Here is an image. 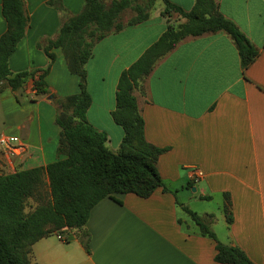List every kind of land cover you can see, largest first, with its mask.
<instances>
[{
    "label": "crops",
    "instance_id": "crops-1",
    "mask_svg": "<svg viewBox=\"0 0 264 264\" xmlns=\"http://www.w3.org/2000/svg\"><path fill=\"white\" fill-rule=\"evenodd\" d=\"M51 1L24 0L29 27L10 58L13 73L47 69L50 60L39 44L55 40L63 24L85 7V0H60L61 11ZM169 1L187 12L196 3ZM217 2L223 16L260 50L257 60L243 71L226 33L190 37L158 62L144 82L146 97L136 92L147 142L168 149L158 171L169 191L158 189L147 199L117 195L121 204L105 198L85 227L89 251L78 231L69 232L65 242L53 235L34 245V264H219L216 243L198 234L183 208L213 215L211 229L221 243L241 248L254 264H264V0ZM2 5L0 0V38L8 28ZM164 8L157 2L146 22L97 43L87 64L92 97L87 119L108 134L107 147L113 152L124 137L112 118L120 76L166 32ZM54 52L57 59L46 78L48 96H35L32 81L16 93L6 88L0 94V137H18L27 148L24 155L11 156L0 146V175L59 159L56 102L78 94L79 80L69 72L62 50ZM196 171L203 174L198 182L193 180ZM185 191H192L185 197L193 202L217 201L219 213L194 210L180 199ZM229 203L231 224L225 214Z\"/></svg>",
    "mask_w": 264,
    "mask_h": 264
},
{
    "label": "trees",
    "instance_id": "trees-1",
    "mask_svg": "<svg viewBox=\"0 0 264 264\" xmlns=\"http://www.w3.org/2000/svg\"><path fill=\"white\" fill-rule=\"evenodd\" d=\"M159 1L165 5L162 16L168 27L120 76L112 118L122 127L124 137L120 149L113 152L107 147L108 134L87 119L92 104L87 64L97 43L125 27L146 22ZM50 4L65 11L60 0H52ZM128 10L135 15L124 24L122 15ZM2 13L8 28L0 38V94L6 88L16 93L32 81L35 96H48L46 78L56 62L54 51L57 49L62 50L69 72L79 78V93L56 102V123L61 129L59 159L46 167L0 175V264H34L31 256L37 242L56 234L66 237L71 231L80 232V242L89 251L90 236L85 227L98 203L112 198L121 204L117 195L133 194L147 199L158 189L169 191L158 171L159 159L168 149L147 142L136 92L143 90V83L158 62L182 41L226 33L238 50L243 71L260 55V50L239 27L223 16L217 0H196L189 12L169 0H110L109 3L108 0H85L83 11L63 24L55 40L39 44L50 60L49 67L41 73H13L10 58L25 37L29 17L24 0H3ZM173 15L185 22L176 27L170 22ZM31 200L37 204L27 211ZM231 207V203L225 206L229 224L233 222ZM183 210L198 234L216 243L217 263L254 264L241 248L224 245L217 239L211 229L213 215L200 216L188 208Z\"/></svg>",
    "mask_w": 264,
    "mask_h": 264
},
{
    "label": "rangeland",
    "instance_id": "rangeland-1",
    "mask_svg": "<svg viewBox=\"0 0 264 264\" xmlns=\"http://www.w3.org/2000/svg\"><path fill=\"white\" fill-rule=\"evenodd\" d=\"M110 2V0H108V3ZM160 4V3H159ZM134 12L131 10L125 11L122 15V22L124 24H126L133 16H134ZM180 18V17H179ZM171 24L175 25L176 27H178L180 24H183L185 22V20L183 19H178L177 15H173L171 17ZM74 76V75H73ZM77 77V76H75ZM78 78V77H77ZM79 80V78H78ZM148 89H147V84L145 85V83H143V90H138L137 93L144 95V97H146V95L148 94ZM191 193H188V191H185V193L180 194V199H182L183 201H186V203H188L187 205L191 206L194 210L199 211V212H203V211H208L210 213H219V205L216 202H207V201H200L199 199L197 201L193 200H187V198L185 196H192V191H190ZM185 194V195H184ZM192 201V202H189ZM36 200H31L28 203V208L27 211L32 210L35 205H36ZM59 235V234H56ZM62 236V235H61ZM64 238V241H66L65 239H67V237L65 238V236H62ZM70 238V237H69Z\"/></svg>",
    "mask_w": 264,
    "mask_h": 264
},
{
    "label": "built area",
    "instance_id": "built-area-1",
    "mask_svg": "<svg viewBox=\"0 0 264 264\" xmlns=\"http://www.w3.org/2000/svg\"><path fill=\"white\" fill-rule=\"evenodd\" d=\"M0 146L5 149L11 156H21L26 153V146L20 138L2 135L0 137ZM203 177L202 172L196 171L193 176L194 182H198ZM58 239L65 242L61 235H57ZM66 240V239H65Z\"/></svg>",
    "mask_w": 264,
    "mask_h": 264
},
{
    "label": "water",
    "instance_id": "water-1",
    "mask_svg": "<svg viewBox=\"0 0 264 264\" xmlns=\"http://www.w3.org/2000/svg\"><path fill=\"white\" fill-rule=\"evenodd\" d=\"M50 99H53V96H51V97H50ZM193 191L195 192V191H196V189L194 188V189H193Z\"/></svg>",
    "mask_w": 264,
    "mask_h": 264
}]
</instances>
